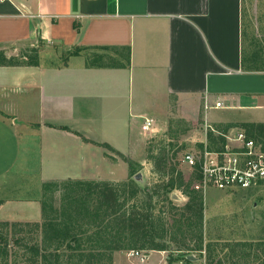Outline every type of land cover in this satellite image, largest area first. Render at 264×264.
<instances>
[{
    "label": "crops",
    "instance_id": "crops-1",
    "mask_svg": "<svg viewBox=\"0 0 264 264\" xmlns=\"http://www.w3.org/2000/svg\"><path fill=\"white\" fill-rule=\"evenodd\" d=\"M244 33V0H0V221L43 225L48 187L117 179L173 117L264 123Z\"/></svg>",
    "mask_w": 264,
    "mask_h": 264
},
{
    "label": "rangeland",
    "instance_id": "rangeland-1",
    "mask_svg": "<svg viewBox=\"0 0 264 264\" xmlns=\"http://www.w3.org/2000/svg\"><path fill=\"white\" fill-rule=\"evenodd\" d=\"M244 32V48L248 56L255 51L258 62L264 52V0H244ZM80 51L47 46L45 52L53 63H63L70 53ZM36 54L34 50L31 58ZM91 60L113 62L104 56ZM244 123L251 122L210 125L202 119L192 123L173 117L150 133L151 137H142L139 161L128 158L136 173L117 153L124 161L123 169L117 179L105 182L117 187L120 212L136 208L151 213L148 235L127 234L125 247L108 255L101 240L104 236L94 234L104 212L100 209L94 215L97 201L85 195L87 182H64L48 187L43 225L0 221V264H176L187 262L189 256L196 264H264V183L234 190L205 188L199 172L181 159L185 151L202 144L212 127L215 132L232 127L246 130ZM189 202L191 213L184 208ZM201 204L202 220L194 212ZM153 243L163 244L165 249L151 248ZM133 251L149 254V258L141 263Z\"/></svg>",
    "mask_w": 264,
    "mask_h": 264
},
{
    "label": "built area",
    "instance_id": "built-area-1",
    "mask_svg": "<svg viewBox=\"0 0 264 264\" xmlns=\"http://www.w3.org/2000/svg\"><path fill=\"white\" fill-rule=\"evenodd\" d=\"M220 106L222 101H216L215 107ZM152 124L153 119L146 118L143 130H149ZM211 129L215 136L224 137L221 147L209 140L208 132L201 146L188 149L181 158L188 167L199 172L205 188L234 190L264 183L263 144L239 127H232L226 132H215L213 127ZM132 253L141 263L149 258V254L143 252Z\"/></svg>",
    "mask_w": 264,
    "mask_h": 264
},
{
    "label": "trees",
    "instance_id": "trees-1",
    "mask_svg": "<svg viewBox=\"0 0 264 264\" xmlns=\"http://www.w3.org/2000/svg\"><path fill=\"white\" fill-rule=\"evenodd\" d=\"M244 127H246V133L248 136L254 138L255 140L261 142L264 146V140H260L261 137H264V123H244ZM67 128L68 127H65ZM76 132V131H75ZM76 134L81 135L76 132ZM82 136V135H81ZM209 140L216 146H220L224 142L223 136H215L213 132H209L208 134ZM84 140H88L83 136ZM104 145L112 150H114L109 144L103 143ZM202 145V144H201ZM200 145V146H201ZM121 155L122 158L126 159L129 162L132 173H136L133 168V164L131 161L126 158V156L120 152H117ZM172 183L174 179H171ZM88 190L86 191V196H92L97 201V208L93 210L94 215H97L98 210H103L104 216L100 225L98 226V230L94 232L96 235L104 236L103 243L106 245L107 254L110 256L115 250H119L125 247L124 238L127 234L131 236H141L148 235L152 230V215L151 213H144L136 208L122 211L120 212L119 205V196L117 187L109 182L98 181V182H87ZM78 197V194L73 196L74 201ZM188 212L191 213V203H187L184 207ZM204 207L201 204L194 212L197 213L199 219H203ZM105 221H109L104 224ZM51 227H54V223H51ZM69 233V232H68ZM151 248L155 249H165L163 244L156 243L151 244ZM39 249V248H38ZM108 254V255H109ZM185 260L191 262V259L185 257Z\"/></svg>",
    "mask_w": 264,
    "mask_h": 264
},
{
    "label": "water",
    "instance_id": "water-1",
    "mask_svg": "<svg viewBox=\"0 0 264 264\" xmlns=\"http://www.w3.org/2000/svg\"><path fill=\"white\" fill-rule=\"evenodd\" d=\"M139 177H140V176H139ZM188 258L191 259V260L194 259V257H192V256H189Z\"/></svg>",
    "mask_w": 264,
    "mask_h": 264
}]
</instances>
